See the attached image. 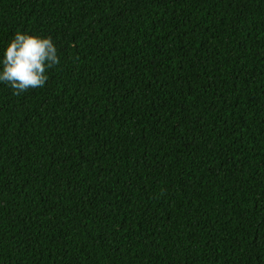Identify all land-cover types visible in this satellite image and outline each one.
Instances as JSON below:
<instances>
[{
	"label": "trees",
	"instance_id": "obj_1",
	"mask_svg": "<svg viewBox=\"0 0 264 264\" xmlns=\"http://www.w3.org/2000/svg\"><path fill=\"white\" fill-rule=\"evenodd\" d=\"M60 63L0 82V264H264V0H0Z\"/></svg>",
	"mask_w": 264,
	"mask_h": 264
},
{
	"label": "clouds",
	"instance_id": "obj_2",
	"mask_svg": "<svg viewBox=\"0 0 264 264\" xmlns=\"http://www.w3.org/2000/svg\"><path fill=\"white\" fill-rule=\"evenodd\" d=\"M59 63L51 37L17 31L4 52L0 82L9 85L14 95H19L43 87L48 80L46 71Z\"/></svg>",
	"mask_w": 264,
	"mask_h": 264
}]
</instances>
